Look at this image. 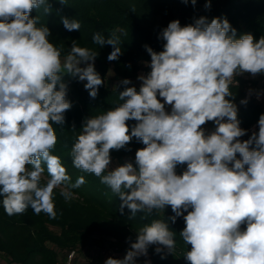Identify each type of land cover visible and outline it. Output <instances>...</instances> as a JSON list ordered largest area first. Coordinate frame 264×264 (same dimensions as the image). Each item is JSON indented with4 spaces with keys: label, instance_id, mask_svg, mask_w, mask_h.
Instances as JSON below:
<instances>
[{
    "label": "clouds",
    "instance_id": "1",
    "mask_svg": "<svg viewBox=\"0 0 264 264\" xmlns=\"http://www.w3.org/2000/svg\"><path fill=\"white\" fill-rule=\"evenodd\" d=\"M204 7L210 10L211 0ZM41 8L45 15L52 12L48 0H0V203L8 216L30 207L54 219V189L63 187L60 194L69 200L71 189L85 183L83 176L70 183L51 153L57 143L53 124L64 125L72 107L64 77L85 82L93 99L104 80L94 66L98 53L75 40L62 61L61 50L49 41L50 29L37 27L38 18L31 17ZM61 22L67 31L80 30L75 19ZM158 39L162 51L144 45L150 71L137 77L139 91L121 80L116 87L123 86L122 103L85 119L71 149L72 164L119 196L121 214L125 208L134 216L170 206L167 220L185 222L180 235L191 245L185 255L190 264H264V114L258 131L239 139L248 130L240 127L230 91L234 77L264 74V36L236 38L226 18L201 16L184 26L172 20ZM93 43L112 46L108 61L123 55L115 33L108 39L95 33ZM209 121L215 130L206 133L201 126ZM133 140L144 145L134 163L111 167V151H131ZM178 165H186L181 174ZM128 242L123 258L108 257L104 264H136L150 246L157 254H173L176 245L165 220L146 224Z\"/></svg>",
    "mask_w": 264,
    "mask_h": 264
},
{
    "label": "trees",
    "instance_id": "2",
    "mask_svg": "<svg viewBox=\"0 0 264 264\" xmlns=\"http://www.w3.org/2000/svg\"><path fill=\"white\" fill-rule=\"evenodd\" d=\"M48 2L52 8L50 14L45 15L43 8L33 9L31 12V17L38 18L37 27L47 26L50 29L49 41L61 50V59L71 51L73 40L77 46L97 52L94 66L104 80L98 96L93 99L84 88L85 82L65 75L67 99L71 101L72 107L65 113L64 125L53 124L57 143L51 150L52 155L60 158L71 177L70 183L74 184L80 176L84 177L85 183L79 188L71 189L73 195L69 200H65L60 190L54 189L53 199L57 213L54 219L43 212L37 215L30 207L23 214L8 216L0 203V252L11 262L19 264H81L76 254L68 261L69 254L76 247L96 245L103 248L109 244H117L126 254L130 247L128 241H135L136 232L140 228L153 220H165L174 233L176 245L173 254L166 250L157 254L156 246H150L155 264H190L185 255L191 250V245H187L180 235L185 227L182 217L177 218L175 223L167 220L173 215L170 206L164 211L154 210L151 214L138 212L134 216L125 208L121 214L119 196L102 184L99 177L76 169L72 164L71 149L86 118L104 114L122 103L118 97L123 86L116 87L121 80L147 75L150 71L147 66L150 56L144 45L150 46L154 51H162L164 41L158 39V35L169 22L179 20L181 26H184L201 16H206L209 21L217 17L226 18L236 30V38L252 34L258 40L264 36V0H211L210 10L204 7L206 0H197L195 6L191 0L187 4L183 0H65V4H61L60 0ZM61 17L79 21L80 30L67 31ZM119 29H123V32L118 31ZM95 33L105 39L115 33L119 37L118 46H121L123 55L116 61H108L112 46L100 47L93 43ZM129 86H135L139 91L140 86L133 83ZM259 89L264 93V74L255 79L241 74L234 77L230 85V91L235 97L233 102L238 108L240 127L248 130L245 136L239 138L241 140H247L252 131H258V119L264 114V100H256L253 93ZM244 99H247V104L240 103ZM166 110L170 111L171 106L166 105ZM128 123L132 125L135 121ZM254 124L256 128L252 130ZM201 127L208 133L205 125ZM128 147L131 151H111V167L121 165L126 160L134 163L136 150L144 145L133 140ZM185 168L186 165H178L177 174H181ZM162 255L165 258L162 259Z\"/></svg>",
    "mask_w": 264,
    "mask_h": 264
},
{
    "label": "rangeland",
    "instance_id": "3",
    "mask_svg": "<svg viewBox=\"0 0 264 264\" xmlns=\"http://www.w3.org/2000/svg\"><path fill=\"white\" fill-rule=\"evenodd\" d=\"M64 58V57H63ZM63 58H62V61H63ZM245 77H249V78H258L260 74H257L255 77H253L251 74H248V73H244L243 74ZM130 81L137 85V86H140V81L135 78V79H130ZM205 128L207 129L208 133H211L212 131L215 130V125L212 121H209L205 124ZM46 177V176H45ZM60 191H63V187H58L56 188ZM117 246V244H114V245H107L103 248L99 247V246H96V245H90V246H78L75 248V252H76V255H77V260L79 263L81 264H100V262H102V259L104 258V253H102L103 249L104 248H112V247H115ZM120 248V246H119ZM121 252H124L122 249H120ZM97 257L98 261L95 262V258ZM0 264H19V263H16V262H11L8 257L3 253V252H0Z\"/></svg>",
    "mask_w": 264,
    "mask_h": 264
},
{
    "label": "built area",
    "instance_id": "4",
    "mask_svg": "<svg viewBox=\"0 0 264 264\" xmlns=\"http://www.w3.org/2000/svg\"><path fill=\"white\" fill-rule=\"evenodd\" d=\"M251 90H249V93ZM254 97L258 101H263L264 100V93L262 89H259L253 93ZM256 128V124L252 125L251 129L254 130ZM121 248L119 246H115L112 248H104L102 253L107 254L109 257L113 258H123L125 254L120 251ZM76 252L75 250L71 251L68 257V261L70 262L73 256H75ZM136 264H155L154 260V254L152 249L149 247L147 256H140L137 258Z\"/></svg>",
    "mask_w": 264,
    "mask_h": 264
},
{
    "label": "crops",
    "instance_id": "5",
    "mask_svg": "<svg viewBox=\"0 0 264 264\" xmlns=\"http://www.w3.org/2000/svg\"><path fill=\"white\" fill-rule=\"evenodd\" d=\"M109 256L107 254L104 255V258L102 259V262H100V264H104V261L108 258ZM95 262L98 261L97 257L95 258ZM90 264V263H89ZM98 264V263H97Z\"/></svg>",
    "mask_w": 264,
    "mask_h": 264
}]
</instances>
